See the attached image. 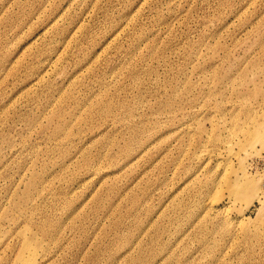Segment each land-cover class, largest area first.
I'll list each match as a JSON object with an SVG mask.
<instances>
[{
	"label": "rangeland",
	"instance_id": "374dc122",
	"mask_svg": "<svg viewBox=\"0 0 264 264\" xmlns=\"http://www.w3.org/2000/svg\"><path fill=\"white\" fill-rule=\"evenodd\" d=\"M263 136L264 0H0V264H264Z\"/></svg>",
	"mask_w": 264,
	"mask_h": 264
},
{
	"label": "bare ground",
	"instance_id": "6f19581e",
	"mask_svg": "<svg viewBox=\"0 0 264 264\" xmlns=\"http://www.w3.org/2000/svg\"><path fill=\"white\" fill-rule=\"evenodd\" d=\"M264 137V136H263ZM260 138H261V136H260ZM232 154V153H231ZM230 154V155H231ZM235 156V155H234ZM230 157H232V155L230 156ZM227 162V161H226ZM228 164V163H227ZM224 166H227L226 164H224ZM223 166V167H224ZM227 169V168H226ZM224 170V169H223ZM241 175L238 177V179H237V177H236V180L237 181H232V187H233V190H234V193H240V192H244L246 189H247V187L249 186V188H250V180H248V182H245V183H239V178L241 177H243L244 176V172H243V170H241ZM225 175V174H224ZM237 176V175H236ZM240 178V179H241ZM218 183V182H217ZM246 185H248V186H246ZM219 187V186H218ZM217 186H216V192L215 193H217L218 194V191H219V189L220 188H218ZM222 192V191H221ZM258 193V192H257ZM262 194L264 193L263 191L261 192ZM261 193H260V195H261ZM256 196H257V199L259 200V202H261V197L259 196V194H256ZM262 196V195H261ZM220 197L221 196H219V195H217V196H215V197H213L212 199H210L208 202H207V208H215L216 207V204L218 203L217 201L220 199ZM211 210V209H210ZM241 220H243V219H241Z\"/></svg>",
	"mask_w": 264,
	"mask_h": 264
}]
</instances>
